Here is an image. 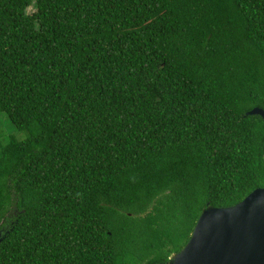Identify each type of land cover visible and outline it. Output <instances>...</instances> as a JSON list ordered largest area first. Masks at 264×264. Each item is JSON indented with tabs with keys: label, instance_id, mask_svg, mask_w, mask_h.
I'll return each mask as SVG.
<instances>
[{
	"label": "trees",
	"instance_id": "16d2710c",
	"mask_svg": "<svg viewBox=\"0 0 264 264\" xmlns=\"http://www.w3.org/2000/svg\"><path fill=\"white\" fill-rule=\"evenodd\" d=\"M255 107L264 0H0V264L168 262L264 188Z\"/></svg>",
	"mask_w": 264,
	"mask_h": 264
},
{
	"label": "water",
	"instance_id": "95a60500",
	"mask_svg": "<svg viewBox=\"0 0 264 264\" xmlns=\"http://www.w3.org/2000/svg\"><path fill=\"white\" fill-rule=\"evenodd\" d=\"M246 115L264 119V109ZM163 264H264V188L233 206L206 207L186 246Z\"/></svg>",
	"mask_w": 264,
	"mask_h": 264
},
{
	"label": "rangeland",
	"instance_id": "374dc122",
	"mask_svg": "<svg viewBox=\"0 0 264 264\" xmlns=\"http://www.w3.org/2000/svg\"><path fill=\"white\" fill-rule=\"evenodd\" d=\"M29 10L32 11L33 8H30ZM0 125L4 133V140L6 137L11 135H15L20 139H24L26 137L25 133L20 132L11 124L6 114H0Z\"/></svg>",
	"mask_w": 264,
	"mask_h": 264
}]
</instances>
